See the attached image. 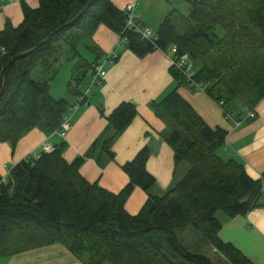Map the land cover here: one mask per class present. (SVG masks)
Masks as SVG:
<instances>
[{
    "label": "trees",
    "instance_id": "16d2710c",
    "mask_svg": "<svg viewBox=\"0 0 264 264\" xmlns=\"http://www.w3.org/2000/svg\"><path fill=\"white\" fill-rule=\"evenodd\" d=\"M188 5L186 12L171 10L156 37L148 40L127 27V12L112 0H41L38 8L24 3L22 24L14 27L8 21L0 31V93L1 73L10 59L35 50L14 60L4 75L0 141L14 151L34 128L46 133L61 129L71 103L52 94L53 77L34 79L33 74L58 73L66 52L68 59L78 56L73 79L82 81L101 57L93 44L100 25L140 57L175 44L177 53L200 63L194 78L209 85L213 99L223 105L242 100L253 109L264 98V0H189ZM83 44L96 52L95 60L84 55ZM171 70L176 85L151 106L166 124L160 134L173 149L176 165H188L184 177L165 193H153L156 178L147 169L148 146L122 165L130 181L118 193L82 175L85 160L99 147L102 156L115 159L112 144L138 114L135 104L124 101L107 116L111 131L85 155L68 161L63 141L53 152L42 151L13 166L0 191V259L60 244L83 264H255L220 238L217 213L233 218L263 207L264 172L255 179L240 159L219 154L228 131L204 120L179 92L185 77ZM82 95L81 108L89 104ZM135 187L148 199L131 214L125 204Z\"/></svg>",
    "mask_w": 264,
    "mask_h": 264
},
{
    "label": "crops",
    "instance_id": "0c3cea01",
    "mask_svg": "<svg viewBox=\"0 0 264 264\" xmlns=\"http://www.w3.org/2000/svg\"><path fill=\"white\" fill-rule=\"evenodd\" d=\"M40 1L0 0V31L5 28L8 21L14 27L22 24L24 3L31 8H38ZM112 1L124 10L127 4L134 0ZM177 2L179 7L174 6L171 0H158V4L156 0H140L135 12L136 20L151 27L156 34L163 19L171 10L180 7L188 9L189 0ZM93 44L101 56L99 61H104L113 50L118 54L115 62L105 61L106 79L101 85L93 84L91 69L82 81H75L71 68L72 76L66 87L61 88L63 95L57 97L66 98L72 105L81 94H86L89 104L74 114L71 128L64 137L59 132L46 133L34 128L20 139L14 151L8 142L0 141V174L7 175L16 163L39 152L44 142L57 146L66 141L65 157L68 161L85 155L96 139L111 131L107 116L126 101L136 105L138 114L112 144L115 159L108 160L106 156H102L99 147L95 156L87 157L81 167V173L88 181L98 182L109 191L118 193L130 181L122 165L132 160L143 147L148 146L151 155L147 161V169L156 178V186L160 188L157 194H163L178 183L188 171L186 163L176 165L173 149L160 134L166 128V124L155 114L151 106V102L162 99L176 85L177 80L171 70L173 59L171 46L167 51L159 49L140 57L128 49L120 36L105 25H100L97 29L93 36ZM82 52L90 61L95 60L96 52L84 44ZM67 59L66 52L60 56L58 70ZM77 60L78 56L71 59L72 67ZM44 76V73L39 72V78ZM51 85L53 87L52 81ZM66 90L68 97L64 95ZM179 92L210 126H219L228 131L226 143L219 149V154L225 159H240L251 177L260 178L264 172V98L253 109L241 107L238 103H226L221 106L207 92L194 91L186 78L179 86ZM250 112L254 113V117L249 116ZM147 199L148 194L142 188L135 187L125 207L129 213L137 214ZM219 220L222 223L219 236L223 241L235 245L255 264H264V206L233 218L223 215ZM0 264L83 263L64 246L54 244L15 255L7 260L0 259Z\"/></svg>",
    "mask_w": 264,
    "mask_h": 264
},
{
    "label": "built area",
    "instance_id": "2783aa9c",
    "mask_svg": "<svg viewBox=\"0 0 264 264\" xmlns=\"http://www.w3.org/2000/svg\"><path fill=\"white\" fill-rule=\"evenodd\" d=\"M140 0H134L127 4L125 7V11L127 12V20L126 24L127 27L130 29L135 30L139 34H141L143 39H153L155 38L156 34L153 32L151 27L147 25H143L137 22L136 20V15L135 12L139 6ZM4 51V48H1ZM171 52L173 54V59H172V67L181 72L185 78L189 86L194 90V91H202V92H207L209 85L207 83H203L200 81L195 80L194 75L196 72L195 69V64L194 61L191 59L190 55L188 53H177L178 48L174 44L171 46ZM118 59V54L115 50L110 52L106 59L104 61H99L94 65V72L92 76V83L96 85H101L103 81L107 77V70L104 67L105 61L108 62H115ZM84 95L80 96V98L72 104L69 109L68 113L65 115L61 129L58 131L61 136H66V133L70 130L71 128V120L74 116V114L81 108V103L83 101ZM224 101L220 102V105L222 106ZM249 116L254 117V113L250 112ZM55 150V146L52 145L51 143L44 142L41 145V149L39 152H36L33 154L34 157H38L40 152H53ZM31 155L27 156L26 158L30 157ZM10 177V172L2 176V179L0 180V191L1 187L3 185H7L8 179ZM264 197V196H263Z\"/></svg>",
    "mask_w": 264,
    "mask_h": 264
},
{
    "label": "rangeland",
    "instance_id": "374dc122",
    "mask_svg": "<svg viewBox=\"0 0 264 264\" xmlns=\"http://www.w3.org/2000/svg\"><path fill=\"white\" fill-rule=\"evenodd\" d=\"M173 2V5L174 6H177L179 7L178 5V2L177 0H171ZM156 4H158V0H156ZM181 11L183 12H186L188 9H183L182 7L179 8ZM84 42H90L88 40H85ZM201 65L199 62H195V68H199ZM71 68H72V64H71V58L70 59H67L65 60V64L62 65L61 69L58 70L59 74L57 75V73L55 75H53V73L51 72L50 74H45V76H50V77H53L52 78V82H53V87L51 85V92L54 94V96L56 97H61V95H63V90H61V88L64 86L66 87V84L68 83L70 77L72 76V72H71ZM88 75H90V73H88ZM33 78L34 79H39V73L38 72H35L33 74ZM89 76L86 78L88 79ZM85 79V80H86ZM67 93V94H66ZM66 97H68V91L66 90L65 94ZM240 104V106L242 107L244 105V101L242 100H237ZM236 101V102H237ZM246 106V105H244ZM247 107V106H246ZM249 108V107H248ZM188 166V165H187ZM170 189V188H168ZM153 193H157V192H160V188L159 187H155L151 190ZM225 215L224 212L222 211H219L217 213V216L218 218L220 216H223ZM155 236L157 237V235L155 234ZM158 238V237H157ZM215 251L214 250H210L209 252V255L215 260V261H220L219 258H218V255L214 253ZM108 264V263H106Z\"/></svg>",
    "mask_w": 264,
    "mask_h": 264
},
{
    "label": "water",
    "instance_id": "95a60500",
    "mask_svg": "<svg viewBox=\"0 0 264 264\" xmlns=\"http://www.w3.org/2000/svg\"><path fill=\"white\" fill-rule=\"evenodd\" d=\"M54 33H55V32H54ZM54 33L50 34V35L44 40V42L48 41V40L54 35ZM44 42H43V43H44ZM34 50H35V48H34V49H31V50H29V51H27V52L19 53V54L13 56V57L10 59L9 63L3 68L2 73H1V87H2V90H1V93H0V100H1V97H2V93H3V81H4V75H5L6 71H7V69L11 66V64H12V62H13L14 60H16L17 58H20V57L27 56V55H29L30 53H32Z\"/></svg>",
    "mask_w": 264,
    "mask_h": 264
}]
</instances>
